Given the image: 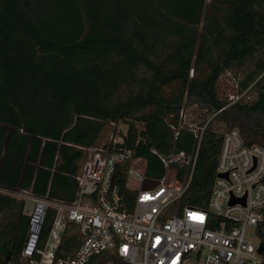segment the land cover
<instances>
[{
  "label": "trees",
  "instance_id": "trees-1",
  "mask_svg": "<svg viewBox=\"0 0 264 264\" xmlns=\"http://www.w3.org/2000/svg\"><path fill=\"white\" fill-rule=\"evenodd\" d=\"M253 58L239 84L253 97L229 104L219 76ZM165 85L176 96L162 97ZM194 105L239 129L246 144L264 145V0H0V185L33 182L41 194L51 179L53 195H72L69 174L83 152L58 141L90 143L117 118L126 134L116 145L134 149L145 175L159 178L152 150L191 154L196 145L189 131L175 137L165 118L175 122ZM221 139L209 123L185 203L207 206ZM186 172L178 169L179 180ZM28 225L25 204L0 193V264L18 259ZM257 232L264 244V219Z\"/></svg>",
  "mask_w": 264,
  "mask_h": 264
},
{
  "label": "built area",
  "instance_id": "built-area-1",
  "mask_svg": "<svg viewBox=\"0 0 264 264\" xmlns=\"http://www.w3.org/2000/svg\"><path fill=\"white\" fill-rule=\"evenodd\" d=\"M249 89L228 103L249 100ZM191 107H182L175 122L169 116L165 121L175 137L182 130L192 133L195 150L165 156L152 150L163 166L159 178L145 175V162L134 149L116 145L126 134L117 118L106 122L111 137L104 145L58 141L83 152L80 169L69 174L76 185L72 195H53L51 179L41 194L33 182L12 189L0 185V193L25 204L29 221L18 259L6 264H87L100 255V264H264L257 232L264 219V145L246 144L236 128L222 133L207 206L185 203L201 141L215 116L196 123ZM134 121L143 129L144 122ZM146 179L157 184L144 188ZM50 211L53 221L43 237Z\"/></svg>",
  "mask_w": 264,
  "mask_h": 264
},
{
  "label": "rangeland",
  "instance_id": "rangeland-1",
  "mask_svg": "<svg viewBox=\"0 0 264 264\" xmlns=\"http://www.w3.org/2000/svg\"><path fill=\"white\" fill-rule=\"evenodd\" d=\"M255 58L250 61H248L244 66L242 67H231V69L225 70L220 76L219 80L217 83V93L218 96H220L222 99H226L228 102L230 99H232V96L235 95L236 93L239 94L240 92V82L244 79V75L246 71H248L249 68L253 67L255 63ZM161 96L163 97H174L176 96L173 92V86L172 85H165L163 86L161 92ZM247 95L249 98L253 97V91L250 88ZM248 99V98H247ZM191 114L193 120L198 123L201 122L202 120L207 119L211 114L206 113L204 110L200 109L197 106H192L191 107ZM210 128L211 130H214L215 132H220L224 133L227 131L226 127L224 126L223 122L217 119H213L210 122ZM111 137V128L107 124H101L91 140L89 141L90 144L93 145H104L106 144ZM121 138V135H117V139ZM55 192L56 194H62V190L59 189L57 186H55Z\"/></svg>",
  "mask_w": 264,
  "mask_h": 264
},
{
  "label": "water",
  "instance_id": "water-1",
  "mask_svg": "<svg viewBox=\"0 0 264 264\" xmlns=\"http://www.w3.org/2000/svg\"><path fill=\"white\" fill-rule=\"evenodd\" d=\"M155 184H157L156 183V181H152V180H148V179H146L145 181H144V188H148L149 186H154ZM243 201H244V199H243ZM234 202V201H233ZM259 249H260V251H264V245H263V243H261L260 244V246H259Z\"/></svg>",
  "mask_w": 264,
  "mask_h": 264
}]
</instances>
